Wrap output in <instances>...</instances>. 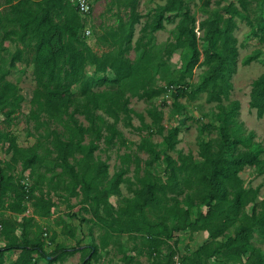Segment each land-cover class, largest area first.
Instances as JSON below:
<instances>
[{
    "label": "trees",
    "instance_id": "trees-1",
    "mask_svg": "<svg viewBox=\"0 0 264 264\" xmlns=\"http://www.w3.org/2000/svg\"><path fill=\"white\" fill-rule=\"evenodd\" d=\"M239 2L244 4L243 0ZM114 5L128 10L129 17L123 21L116 16V25L102 34L110 49L97 54L84 35L91 16L80 15L70 0H0L2 40L17 46L11 65L24 59L33 68L27 119L34 121L36 132L35 143L30 148H18L15 140L1 131L0 144L9 142L13 164H19L23 173L28 171L35 178L34 185H39L45 173H50V183L60 185L67 196L76 195L78 188L93 215L108 231H144L149 255L157 254L154 264H176L177 251L167 241L183 232L202 231L207 232L209 241L190 256L181 257L178 264H207L210 259L220 264H264V254L252 243L255 234L264 237V195L256 202L258 188H244L239 176L245 168L261 165V149L252 144L251 137L240 136L235 125L239 102L222 104L228 101L238 57L233 36L235 13L227 19L217 16L198 25L203 30L202 42L207 45L200 62L195 18L182 0H167L154 20L144 24L142 30L149 29L150 40L135 43L134 49L140 55L131 61L125 55L131 48L133 28L141 19L138 1L116 0ZM231 9L232 5L224 8ZM166 13H175L174 18H178L176 40L157 47L152 44L151 35L164 28ZM176 50L187 55L179 80H170L165 87L155 86V75L167 68ZM25 55L29 58L25 59ZM256 56L257 52L243 63H250ZM201 64L207 70L199 84L192 86L185 79ZM88 66L94 68L92 76L87 75ZM107 71L114 75L113 80H108ZM4 77L0 87V113L9 108L5 113L9 120L19 110L22 96L19 88L6 82ZM106 83L112 85L111 90H95L97 85ZM73 87L77 92L71 91ZM168 92L178 110L183 109L177 102L179 99L191 101L199 94H205L208 102L216 103L218 136L215 140L199 142L198 159L192 155H179L175 159L171 152L178 143L179 130L174 127L166 130L161 125V113L155 108L148 110L153 126L150 132L159 134L161 142L152 143L144 137L137 148L151 158L149 167L153 162L162 166L164 179L154 175L144 179L134 196L114 216L107 208V198L119 194L125 170L120 167L106 181L108 166L94 159L98 148L95 142L104 138L112 145L117 137L123 141L118 122L132 127L127 95L151 100ZM249 108L254 110L257 119L264 117V72L250 85ZM79 117H83L86 125ZM48 160L52 166L45 169L43 176L39 168ZM56 169L60 171L55 172ZM34 189L27 188L21 178L14 179L0 166V210L21 214L25 211L24 202H31L36 215L47 217L56 205L49 199L35 198ZM8 193L11 200L4 206ZM250 204L252 208L247 213ZM101 208L105 217L99 215ZM148 211L158 213L157 221L147 219ZM31 221L23 218L18 223L22 227L19 239L14 235V224L0 220V234L5 240L0 241V264H4L5 253L11 251L19 252L15 264H38L40 260L52 264L63 262L81 250L55 244L52 252L46 254L39 239L28 238ZM162 245L168 247L165 254L161 251ZM86 248L90 251L81 264L96 260V247Z\"/></svg>",
    "mask_w": 264,
    "mask_h": 264
},
{
    "label": "rangeland",
    "instance_id": "rangeland-1",
    "mask_svg": "<svg viewBox=\"0 0 264 264\" xmlns=\"http://www.w3.org/2000/svg\"><path fill=\"white\" fill-rule=\"evenodd\" d=\"M116 0H93V12L86 22V29L90 32L85 36V41L97 54L107 52L110 48L102 39V34L108 27L116 25L117 15L123 21L129 17L128 10L123 7L119 9L114 5ZM137 12L141 16L140 22L133 28L131 48L126 53V57L134 61L140 55L134 49L135 43L141 40V44L149 39V29L142 30L145 23H150L159 14L162 6L167 0H137ZM186 4L191 15L195 18V33L198 40V49L201 53L200 62L203 61V51L206 50V43L202 42L203 30L199 29V24L206 20H212L217 16L227 19L229 14L235 13L233 21L236 28L233 36L236 40L238 57L236 59L235 71L232 75V89L228 101H223L226 105L231 101L239 102V109L235 116V125L239 129L241 138L251 137V142L258 145L261 149L259 167L245 168L239 173L246 189L258 188V197L256 202H260L264 195V117L257 119L254 110L249 108L250 85L253 80L258 78L264 72V0H182ZM232 5L233 10L225 11L224 8ZM175 13L164 14V28L151 35L152 44L162 46L167 42L174 43L177 36L176 24L178 18H174ZM170 18V19H167ZM174 18V19H173ZM143 40V41H142ZM17 46L11 42L2 40L0 31V87L4 80L15 85L20 90L22 102L19 110L8 120L5 118L7 109L0 113V131L13 138L18 148L27 149L35 143L34 121H28L27 115L30 110V100L33 91L32 65L26 64V60L14 61L11 65ZM257 52V56L248 64L244 60ZM25 59L29 58L25 55ZM187 55L176 50L170 58L167 68H162L155 75L154 85L165 87L170 80H179L184 60ZM207 67L199 65L194 68L190 78L185 81L196 86L201 81ZM87 75L94 74V68L88 66ZM97 76H101L98 74ZM108 80H113L114 75L106 72ZM112 85L108 83L97 85L95 90H111ZM72 92H77L73 87ZM129 105L131 109V125L126 127L122 121L117 124V129L122 133L123 144L116 138L115 144L108 145L102 138L95 142L98 148L94 152L96 161L104 162L108 166V176L106 181L111 178L115 171L123 167L125 174L124 182L119 186V194L109 195L107 198V208L116 215L120 208L124 207L128 198H132L134 193L141 187L142 181L154 175L164 179L163 168L159 163L153 162L151 167L148 163L151 158L137 147L142 138L148 137L152 143L159 144L161 136L150 132L152 129L151 120L147 111L155 108L161 113V125L167 130L174 127L179 130L178 143L175 146L171 156L177 158L179 155H192L198 159V144L202 140H215L217 138L216 114L218 113L217 104L208 102L205 94H199L194 100L179 99L177 102L183 107L178 110L173 105L174 99L170 92L163 94L151 100H139L136 97L129 96ZM107 119V118H106ZM79 120L86 125L83 117ZM112 122L111 119H107ZM150 128V129H149ZM86 138L85 143H88ZM9 142L2 141L0 144V166L6 170V173L14 179L21 178L22 183L27 188L34 187L35 198H44L51 200L56 207L51 208L47 217L36 215L31 202H24L25 211L21 214L12 213L6 209L0 210V220H7L14 224V235L21 239L22 227L18 225L23 218H30L31 226L27 228L28 238L30 240L39 239L42 242L43 249L49 254L58 244L66 249L79 247L81 250L73 256L68 257L63 262H54L52 264H81L84 255L90 251L86 246L96 247V260L91 264H154L156 255H149L147 248V235L144 231L114 233L108 231L92 212L89 203L84 202V198L76 189V195L67 196L60 185L50 183V173H45L46 168H51L52 162L45 161L39 168L41 174L45 173L39 185H34L35 178L29 176L28 171L23 173L19 164H13L11 157L13 153L9 151ZM240 147V146H239ZM244 150V148H241ZM40 152V151H39ZM71 161V160H70ZM8 168H6V165ZM56 169L55 172H59ZM106 184V182H105ZM103 183V185H105ZM39 187V188H37ZM11 194L5 197V204L9 202ZM252 204L246 208V212L251 211ZM85 209V210H84ZM99 215L105 217L104 211L99 209ZM157 212L148 211L146 217L148 220L157 221ZM1 231V230H0ZM231 232V231H230ZM53 240V241H52ZM0 241H5L0 234ZM209 241L207 232H197L190 234L183 232L175 235L167 241L173 250L177 251L174 257L178 264L183 256H190L201 245ZM253 245L260 249L264 254V237L255 234ZM84 247V249H82ZM168 247L162 245L161 251L166 253ZM162 254V253H161ZM19 257V252H7L4 255V264H15ZM49 260H52L49 258ZM38 264H49L46 260H40ZM207 264H220L215 259H210Z\"/></svg>",
    "mask_w": 264,
    "mask_h": 264
},
{
    "label": "built area",
    "instance_id": "built-area-1",
    "mask_svg": "<svg viewBox=\"0 0 264 264\" xmlns=\"http://www.w3.org/2000/svg\"><path fill=\"white\" fill-rule=\"evenodd\" d=\"M77 12L82 16L92 15L93 0H70ZM90 32L85 28L84 35L89 36Z\"/></svg>",
    "mask_w": 264,
    "mask_h": 264
},
{
    "label": "crops",
    "instance_id": "crops-1",
    "mask_svg": "<svg viewBox=\"0 0 264 264\" xmlns=\"http://www.w3.org/2000/svg\"><path fill=\"white\" fill-rule=\"evenodd\" d=\"M110 28V27H109Z\"/></svg>",
    "mask_w": 264,
    "mask_h": 264
}]
</instances>
